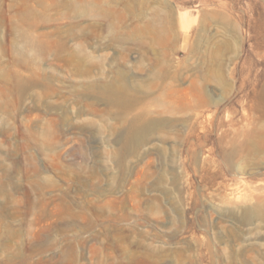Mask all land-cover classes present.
<instances>
[{"label":"rangeland","instance_id":"374dc122","mask_svg":"<svg viewBox=\"0 0 264 264\" xmlns=\"http://www.w3.org/2000/svg\"><path fill=\"white\" fill-rule=\"evenodd\" d=\"M0 264H264V0H0Z\"/></svg>","mask_w":264,"mask_h":264}]
</instances>
